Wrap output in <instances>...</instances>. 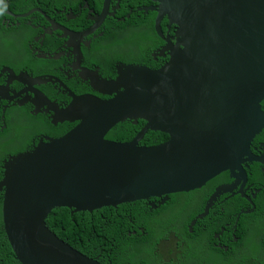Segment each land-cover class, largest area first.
I'll list each match as a JSON object with an SVG mask.
<instances>
[{
  "label": "water",
  "instance_id": "1",
  "mask_svg": "<svg viewBox=\"0 0 264 264\" xmlns=\"http://www.w3.org/2000/svg\"><path fill=\"white\" fill-rule=\"evenodd\" d=\"M150 1L156 5L139 11L156 14L155 32L166 43L160 56H170L163 67L120 64L114 81L85 71L110 100L78 98L62 85L73 100L65 110L33 91L53 125L76 126L4 162L3 222L21 264H101L49 230L46 220L55 209L93 213L199 191L225 172L231 182L216 197L235 191L250 204L257 198L246 196L245 169L264 165V155L250 149L264 129V0ZM92 20L94 29L101 21ZM164 20L169 30L176 27L174 38L164 37ZM56 30L69 46L77 38ZM37 82L46 83L29 85ZM140 121L145 126L131 143L106 140L116 126ZM150 132L169 139L140 145Z\"/></svg>",
  "mask_w": 264,
  "mask_h": 264
},
{
  "label": "flooded vegetation",
  "instance_id": "2",
  "mask_svg": "<svg viewBox=\"0 0 264 264\" xmlns=\"http://www.w3.org/2000/svg\"><path fill=\"white\" fill-rule=\"evenodd\" d=\"M50 1L36 0L38 5L22 6L11 0H0V180L5 160L2 155L7 144L10 143L11 152L6 154L5 158H10L14 156L9 155L13 153L12 148L20 150L15 154L17 155L34 149L39 145L40 140L53 139L48 136L49 122L51 125L53 123L46 117L49 115H45L42 101L39 99L34 103V90L42 94L46 102L62 110L72 106L73 102L63 86L78 98L97 96L102 101H108L109 96L95 90L89 77L91 74L85 71L97 72L103 80L114 81L118 77L120 64L146 66L157 70L170 60L168 53L165 54L166 56H160V50L166 45L160 37V42L156 41V44L151 46L150 53L145 52L144 46L132 47L127 44L109 47V50L103 48L113 43L116 34L118 39L122 40L134 32H155L156 14L146 15L139 11L156 5L150 0H111L109 13L103 21L99 16L104 15L101 13L105 0H64V7L53 8L55 12L51 14ZM94 18L101 22L92 29ZM69 22L72 24L66 25ZM165 22L168 21L164 20L161 27H164ZM55 25L58 28H55ZM60 27L77 35V38L71 40V46L56 30ZM168 28L169 24L165 25L166 32L162 31L164 37L174 38L176 27H172L171 30ZM156 37L158 39L157 34ZM74 49H77L79 55L75 54ZM116 51L122 52L135 62L118 61L115 59ZM108 58H111L110 62L107 61ZM32 80H42L46 83L37 82L39 84L29 85ZM43 117L47 119L44 120ZM70 125H74L72 129L76 126V124ZM252 142L251 152L257 156L264 155V143L256 140ZM258 164L261 175L256 177V181L250 182L249 175L253 173H247V170L250 169V165ZM245 172L248 175L246 196L250 198L253 195L257 196L252 204L241 196L234 195L235 191L231 195L216 197L221 186L203 203V199L197 198L205 194L203 190L212 188L207 184L203 190L194 191L201 193H198L197 197L179 214L173 225L174 229L166 227L162 221L169 209L161 207L179 198L184 201L188 192L143 201L155 211L153 221L148 223L153 224L154 238L157 237V240L151 243L150 237H146L150 232L143 235L142 228L134 225L136 229L132 232L134 235H128L129 238H137L133 240L134 248L123 252L119 264H228L225 256L227 247H222L219 254L213 253L204 260H197L192 250L199 248L192 241L201 244L199 237L195 235H204V231L202 227H196L197 221L206 218L216 209L223 217L235 216L238 211L237 220H240L241 215L245 214L243 212L248 209L245 203L232 202L234 197H240L242 201L248 202L252 207L249 210L253 211L252 213L256 212L260 194L257 193L264 189V165L247 164ZM0 200L2 204L1 193ZM234 228L236 229V225ZM137 232L141 234L136 235ZM183 239H187L185 249L179 243ZM182 249L185 257L182 255ZM163 251H165L163 255L157 256ZM240 259V256L233 255L231 264L238 263ZM108 262L115 264L110 258Z\"/></svg>",
  "mask_w": 264,
  "mask_h": 264
},
{
  "label": "trees",
  "instance_id": "3",
  "mask_svg": "<svg viewBox=\"0 0 264 264\" xmlns=\"http://www.w3.org/2000/svg\"><path fill=\"white\" fill-rule=\"evenodd\" d=\"M11 1L17 5L21 4L22 6L25 4L38 5L36 0ZM64 5V0H51L50 9H52V11L50 14L55 12V9L53 8L61 9ZM70 24H72V22L66 23V25ZM168 24V22H165V25ZM165 25L162 27L163 32H166ZM113 39L114 41L110 46L103 47L105 50H109V47L111 48L113 46L127 44L132 47L144 46L145 52L150 53L151 46H154L156 41L160 42V38L158 36L157 39L155 32H134L129 36H125L122 40H119L118 35L116 34ZM115 59L126 63L135 62L128 59L125 54L119 51H116ZM107 61L110 62L111 58H108ZM262 107L264 110V102L262 103ZM46 117L52 122L49 116ZM46 117H43V119L46 120ZM73 126L74 125L67 123L55 126L53 124L51 125L49 122L50 133L48 136L53 139H59L71 131ZM144 126L145 123L141 121L138 122L137 125H134L131 122L120 124L110 131L106 140L122 144L131 143L142 131ZM168 139L169 137L163 133L150 132L140 142V145L155 146L164 143ZM254 140L257 142L262 141L264 143V130L257 135ZM12 151L13 153L9 155H15L20 150L12 148ZM258 165H250V169L247 170V173H253V175H249L250 182L256 181V177L261 175L260 165ZM229 182L230 180L228 179L227 172L221 174L208 183L212 187L210 190L202 189V192L205 194H201L197 199H203L204 203L210 195H213L218 187L220 188V186L222 187V184H227ZM198 193L201 192H188L184 201L179 198L177 201L172 200L161 207L169 209L168 213H166L162 219L166 227L169 226L171 229L175 228L173 225H175L179 218V214L194 198L197 197ZM258 194L259 198L257 201L256 212L241 215L239 221L237 220L238 211L235 216L231 217L230 215H226L223 217L218 209L212 211L206 218L197 221L196 227H202L204 231V235H195L199 237L201 244L192 241L193 244L197 245L199 248L196 250L191 249L197 260H204L213 253L219 254L221 253L222 247H227L228 251L225 253V256L228 264L233 262V255L241 257L240 261L236 264H264V189L263 191L258 192ZM243 201L240 197H234L232 200V202L245 203L248 210L252 209L248 202ZM154 215L155 211L143 201H140L120 205L116 208H103L93 213H73V211L68 208L55 209L48 216L46 224L61 240L77 251L87 255V257L96 259L102 264L108 263V259L110 258L115 264H119L123 252L130 248H134L133 240L137 238H129L128 235H134L132 232L136 230L134 229L135 226L142 228L143 235L150 232L146 237H150L151 243H153L154 240H157V237L154 238L153 224L148 223L151 220L153 221ZM235 225L236 229L234 228ZM140 234L141 232H137L136 235ZM186 242L187 239H183L179 242L183 249L186 248ZM183 249L182 255L185 257ZM164 253L165 251L157 254V256L163 255ZM0 264H21L17 260L8 241L1 214Z\"/></svg>",
  "mask_w": 264,
  "mask_h": 264
},
{
  "label": "clouds",
  "instance_id": "4",
  "mask_svg": "<svg viewBox=\"0 0 264 264\" xmlns=\"http://www.w3.org/2000/svg\"><path fill=\"white\" fill-rule=\"evenodd\" d=\"M111 0H108V2H107V0H105V2H104V8H103V11H102V13L101 14H104L105 12H107V14L109 13V2H110ZM146 8V7H145ZM143 9V8H142ZM144 13V12H143ZM107 16V15H106ZM107 18V17H106ZM106 18H104V20L106 19ZM162 25V24H161ZM162 28V27H161ZM156 33V32H155ZM263 109V108H262ZM49 117H51V116H49ZM264 130V129H263ZM254 140V139H253ZM20 154V153H19ZM18 155V154H17ZM14 156H16V155H14ZM13 157V156H12ZM12 157H10V158H12ZM10 158H5V160L3 161V175H2V178H1V180H0V182L3 180V177H4V162L5 161H7V160H9ZM229 179V178H228ZM230 180V179H229ZM230 182H231V180H230ZM230 182L228 183V184H230ZM208 184V183H207ZM228 184H225V186H228ZM225 186H222V187H225ZM221 187V188H222ZM195 191V190H194ZM191 192V191H190ZM229 195V194H228ZM240 196V195H239ZM2 197H3V194H2ZM242 198V197H241ZM243 199V198H242ZM108 208H110V207H108ZM103 209V208H102ZM101 210V209H100ZM73 211V210H72ZM96 211H98V210H96ZM95 212V211H94ZM74 213H76V212H74ZM4 223V222H3ZM46 226H47V224H46ZM48 227V226H47ZM49 228V227H48ZM50 230V229H49ZM51 231V230H50ZM52 232V231H51ZM54 233V232H53ZM55 234V233H54ZM56 235V234H55ZM57 236V235H56ZM59 238V237H58ZM9 241V240H8ZM66 243V242H65ZM148 253H149V251H148ZM94 260H96V259H94ZM96 261H98V260H96ZM100 263V262H99ZM102 264V263H101ZM106 264H111V263H106Z\"/></svg>",
  "mask_w": 264,
  "mask_h": 264
},
{
  "label": "crops",
  "instance_id": "5",
  "mask_svg": "<svg viewBox=\"0 0 264 264\" xmlns=\"http://www.w3.org/2000/svg\"><path fill=\"white\" fill-rule=\"evenodd\" d=\"M10 143L7 144L4 148H5V152H3V155H2V158L5 159V156L6 154L10 153L11 152V149H10ZM0 214H1V217H2V220H3V210H2V204L0 206Z\"/></svg>",
  "mask_w": 264,
  "mask_h": 264
}]
</instances>
